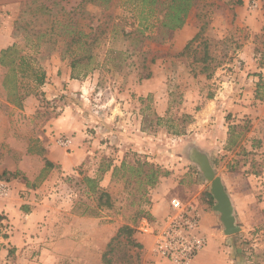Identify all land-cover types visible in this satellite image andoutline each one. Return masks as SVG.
Returning a JSON list of instances; mask_svg holds the SVG:
<instances>
[{"label":"rangeland","instance_id":"1","mask_svg":"<svg viewBox=\"0 0 264 264\" xmlns=\"http://www.w3.org/2000/svg\"><path fill=\"white\" fill-rule=\"evenodd\" d=\"M168 6L0 0V54L16 44L5 62L26 60L24 72L0 65V173L35 169L31 190L52 212L42 227L57 238L63 222L67 234L59 246L38 243L64 256L50 264H170L140 227L154 204L165 216L173 197L206 213L197 264H264V0H193L176 30L162 26ZM40 7L47 30L33 25ZM218 96L240 108L228 112ZM195 147L227 184L238 234L225 236L208 205L209 183L188 160ZM147 163L168 175L150 185Z\"/></svg>","mask_w":264,"mask_h":264},{"label":"crops","instance_id":"2","mask_svg":"<svg viewBox=\"0 0 264 264\" xmlns=\"http://www.w3.org/2000/svg\"><path fill=\"white\" fill-rule=\"evenodd\" d=\"M2 41L5 47L12 45L10 37L5 36V39ZM224 97L222 95V98ZM219 99L220 97L218 96V102L220 105L225 106L228 112L238 111L240 108L233 106V103L229 99L223 102H220ZM60 163L66 166L63 161ZM10 169V167H4L1 171ZM9 186L11 187L9 196L5 198L0 197V264H50L52 259H62L64 256L59 252V248H54L53 253L49 249L44 248L40 251L41 248L38 246V243L42 241L41 243L43 244L44 242V245L48 247L52 244L59 246L63 241V237L67 235H65L66 230L62 229L65 226L63 222L61 225L59 224L61 229L56 234L57 238L51 235V232L45 233L46 229L42 227L41 223H49L52 220L50 216L52 212L49 214L45 201H39L38 196H36L37 194H34L33 190L20 184L19 181L9 183ZM226 189H228L227 184ZM228 190L227 192L229 193ZM162 204L163 202H159L152 206L151 213L154 218L164 216L166 209L161 207ZM204 214L206 213H202V226ZM57 222L59 221L57 220ZM57 225L55 223L54 227H57ZM59 225L58 227H60ZM4 226H7L9 230L7 237H5ZM36 233L39 234L36 235ZM52 241L56 242L51 244L50 242ZM198 261L199 258L194 264H197Z\"/></svg>","mask_w":264,"mask_h":264},{"label":"built area","instance_id":"3","mask_svg":"<svg viewBox=\"0 0 264 264\" xmlns=\"http://www.w3.org/2000/svg\"><path fill=\"white\" fill-rule=\"evenodd\" d=\"M70 140H60L62 146ZM8 183L0 182V197L10 194ZM179 197L168 202V211L162 219L145 218L140 231L153 240V253L170 264H194L207 245L202 228V212L199 206Z\"/></svg>","mask_w":264,"mask_h":264},{"label":"trees","instance_id":"4","mask_svg":"<svg viewBox=\"0 0 264 264\" xmlns=\"http://www.w3.org/2000/svg\"><path fill=\"white\" fill-rule=\"evenodd\" d=\"M149 1L150 0H143V3L148 4ZM154 1H156V0H154ZM167 1L169 2V6H168L167 12L164 15V19L162 21V26L166 29H169V30H176V29L182 28L185 24V18L187 16V13L193 4V0H167ZM35 13H37V14L35 16V21L33 22V25L39 30H43V29L47 30L46 27L48 24V19L45 15L44 7H40V9L36 10ZM20 29H21V27L18 26V24L16 23L15 24V31L14 32L11 31V33H10L11 36L17 34V31ZM53 29H54V26L52 27V30ZM138 32L143 33V31H138ZM199 35H197L186 46L185 51L182 54H186L188 51H190L189 49H190L191 43L195 42L198 39ZM15 45L12 48H9V49L1 52V54H0V65L5 66V67L13 66L12 67L13 71L19 70V72H24V66L26 65L25 57L20 58L22 63L18 67L14 66L16 56H14L15 58L13 57V60H11L10 63L5 62L8 57H11L14 54H16V52L14 51ZM207 58L208 57L206 56L201 61L207 62L206 61ZM44 78H45V73L43 72L37 78L39 80V84L43 83ZM21 105H22V103H19V106H21ZM159 121H161L160 118H159ZM236 127L237 126H232L233 131L236 129ZM145 165L149 169V173L146 175V178L148 179V183H150V185H155V183L157 182L159 177L168 175V172L160 169L159 167H157L153 164L147 163ZM45 166L47 169L54 168L53 163L48 161V160H45ZM231 170H235V167H231ZM34 171H35V169L27 170L25 167H24V172H21L20 170H17V171L5 170L0 174V181L6 182L9 184V183L17 181L19 179H23L25 181L27 188L36 189L37 185L35 184L34 180L32 179V176H34V173H36ZM95 181L96 180H93V183ZM93 193L94 194L97 193L99 195L98 201H99L100 206L112 207L111 197L104 190H102L100 188H94V186H93ZM205 197L208 198L207 202H208V205L211 207L214 203L213 198L211 197V195L208 192H205ZM123 229L130 231L131 235L134 233V230H132L129 227H125ZM137 246L142 247L141 244H137Z\"/></svg>","mask_w":264,"mask_h":264},{"label":"water","instance_id":"5","mask_svg":"<svg viewBox=\"0 0 264 264\" xmlns=\"http://www.w3.org/2000/svg\"><path fill=\"white\" fill-rule=\"evenodd\" d=\"M188 160L199 168L204 180L209 183V194L214 200L213 211L219 214L223 234L228 237L241 232L233 199L227 192L222 177L216 174L209 155L195 147L189 150Z\"/></svg>","mask_w":264,"mask_h":264}]
</instances>
